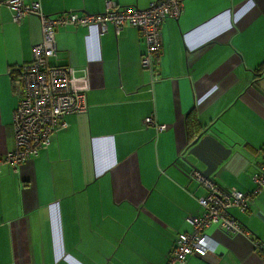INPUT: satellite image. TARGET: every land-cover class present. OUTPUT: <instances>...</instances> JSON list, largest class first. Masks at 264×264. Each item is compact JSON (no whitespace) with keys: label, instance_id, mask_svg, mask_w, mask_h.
I'll return each mask as SVG.
<instances>
[{"label":"crops","instance_id":"obj_1","mask_svg":"<svg viewBox=\"0 0 264 264\" xmlns=\"http://www.w3.org/2000/svg\"><path fill=\"white\" fill-rule=\"evenodd\" d=\"M157 0H26L44 14H100L108 5L146 9ZM156 64L143 69L141 33L99 25L59 29L53 66L70 69L88 112L68 115L50 147L0 175V264H167L205 186L184 163L187 118L218 132L230 157L212 176L253 192L264 149V0H186L161 28ZM42 40L40 19L20 23L0 3V157L15 149V77ZM155 123L169 125L159 133ZM211 133V132H209ZM232 215L251 235L207 233L217 254L186 264H264V189Z\"/></svg>","mask_w":264,"mask_h":264},{"label":"built area","instance_id":"obj_2","mask_svg":"<svg viewBox=\"0 0 264 264\" xmlns=\"http://www.w3.org/2000/svg\"><path fill=\"white\" fill-rule=\"evenodd\" d=\"M186 0H157L146 9L108 5L100 14H77L74 12L48 16L39 2L26 0H0L13 12V20L20 23L28 15H37L41 23L42 40L33 48V60L18 68L16 83L17 105L12 124L15 130V149L0 157L2 167L10 165L18 170L23 164L47 151L54 134L66 127L68 115H83L88 112L87 94L72 87L71 72L65 66H53L50 59L58 54L56 32L59 29L81 28L99 25L102 34L109 26L117 33L125 27L137 29L145 39L147 53L141 58L143 69H151L162 49L161 28L169 19H178ZM145 124L155 126L159 133L169 125L155 123L153 117ZM190 176L206 187L208 193L198 200L201 213L191 215L187 222L191 233L178 236L167 264H186L192 256L206 258L217 254L218 240L207 233L212 226L227 235H251L232 215V210L248 212L253 198L264 189V149L258 173L253 181V192L237 189H222L202 174L191 170ZM263 251L264 248L257 244Z\"/></svg>","mask_w":264,"mask_h":264},{"label":"water","instance_id":"obj_3","mask_svg":"<svg viewBox=\"0 0 264 264\" xmlns=\"http://www.w3.org/2000/svg\"><path fill=\"white\" fill-rule=\"evenodd\" d=\"M231 153L232 149L218 138V132L208 129L197 135L188 146L182 160L191 170L213 181L212 176L218 172Z\"/></svg>","mask_w":264,"mask_h":264},{"label":"trees","instance_id":"obj_4","mask_svg":"<svg viewBox=\"0 0 264 264\" xmlns=\"http://www.w3.org/2000/svg\"><path fill=\"white\" fill-rule=\"evenodd\" d=\"M13 73L18 75V69H16ZM17 80V76L15 77V81ZM187 127H188V139L189 145L193 142V140L197 137V135L201 132V128L198 125V121L193 113L189 114L187 118Z\"/></svg>","mask_w":264,"mask_h":264}]
</instances>
